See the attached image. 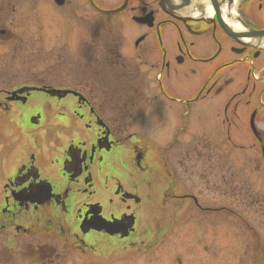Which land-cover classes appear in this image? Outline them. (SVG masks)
I'll return each instance as SVG.
<instances>
[{
    "label": "flooded vegetation",
    "instance_id": "flooded-vegetation-1",
    "mask_svg": "<svg viewBox=\"0 0 264 264\" xmlns=\"http://www.w3.org/2000/svg\"><path fill=\"white\" fill-rule=\"evenodd\" d=\"M164 260L264 264V0H0V264Z\"/></svg>",
    "mask_w": 264,
    "mask_h": 264
},
{
    "label": "rangeland",
    "instance_id": "rangeland-1",
    "mask_svg": "<svg viewBox=\"0 0 264 264\" xmlns=\"http://www.w3.org/2000/svg\"><path fill=\"white\" fill-rule=\"evenodd\" d=\"M46 69V67H37L36 68V73L37 74H41V76H47V75H51V73H54V74H58L59 72H57V73H55L53 70H55L56 68H50V71H46V73H44V70ZM21 71L23 72V73H20L19 74V76H23V77H27L28 76V74H30L31 72H29L27 69H21ZM57 71H60V68H57ZM8 74H10L9 72H8ZM11 75H13V74H11ZM192 120H193V122H192V128H193V130L196 132V131H198V132H200V131H202L203 129H205L207 132H209V133H214V131H215V128H214V124L216 123V121H217V117L216 116H214V114H210V115H207V114H205V115H202V116H198V115H196V116H193L192 117ZM173 122H175V121H173ZM174 124V123H173ZM211 135V134H210ZM211 136H213V135H211ZM237 155H240V154H238L239 152H237V151H234ZM235 153H233V154H235ZM240 153H241V155L243 154V151L241 152L240 151ZM217 241H218V239H217ZM219 242V241H218ZM219 243H217V244H212V248H211V250H212V254H213V256L215 255V254H218L219 252H220V250H219ZM163 264H167V262H166V260H164V262H163Z\"/></svg>",
    "mask_w": 264,
    "mask_h": 264
}]
</instances>
